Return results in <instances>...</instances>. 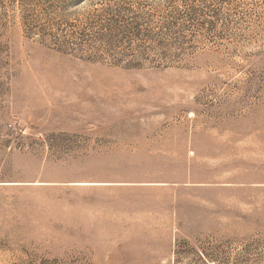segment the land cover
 I'll return each mask as SVG.
<instances>
[{
	"label": "rangeland",
	"instance_id": "1",
	"mask_svg": "<svg viewBox=\"0 0 264 264\" xmlns=\"http://www.w3.org/2000/svg\"><path fill=\"white\" fill-rule=\"evenodd\" d=\"M203 2L0 0V264H264V0ZM36 4L211 40L114 64L33 34Z\"/></svg>",
	"mask_w": 264,
	"mask_h": 264
},
{
	"label": "trees",
	"instance_id": "2",
	"mask_svg": "<svg viewBox=\"0 0 264 264\" xmlns=\"http://www.w3.org/2000/svg\"><path fill=\"white\" fill-rule=\"evenodd\" d=\"M182 2L191 12L196 11V3L205 4L203 0ZM73 5L78 4H36L37 14L31 22L34 29L32 33L59 50L108 59L114 64L126 66H136L144 61L159 66L181 61L185 54L205 45L204 40H211L206 36L198 38L194 33L189 36L183 34L205 23L196 18L195 14L184 20L181 13L169 14L155 21L156 13H145L144 34L141 24L127 17L130 8L119 4H102L101 8L85 13L75 23H69L63 18L56 20L59 15L63 16L65 7ZM144 35L145 46L138 45L136 41Z\"/></svg>",
	"mask_w": 264,
	"mask_h": 264
}]
</instances>
